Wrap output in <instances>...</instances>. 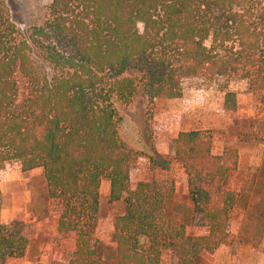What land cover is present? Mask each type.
Here are the masks:
<instances>
[{
  "label": "trees",
  "instance_id": "obj_1",
  "mask_svg": "<svg viewBox=\"0 0 264 264\" xmlns=\"http://www.w3.org/2000/svg\"><path fill=\"white\" fill-rule=\"evenodd\" d=\"M216 78L246 81L264 104L262 0H51L41 24L28 28L0 0V172L10 164L42 170L60 210L57 232L74 241L66 264H102L94 239L102 180L110 201L124 203L113 222L115 264H161L164 252L171 264H194L229 242L236 152L213 155L204 130L172 140L192 223L206 230L189 235L167 218L171 183L130 189L136 154L118 131L142 88L152 103ZM233 101L227 94L226 105ZM253 126V138L264 141V118ZM29 240L26 225L0 220V263L23 255Z\"/></svg>",
  "mask_w": 264,
  "mask_h": 264
},
{
  "label": "rangeland",
  "instance_id": "obj_2",
  "mask_svg": "<svg viewBox=\"0 0 264 264\" xmlns=\"http://www.w3.org/2000/svg\"><path fill=\"white\" fill-rule=\"evenodd\" d=\"M12 20L21 28L41 24L51 0H3ZM263 4H264V0ZM128 75L138 76L135 70ZM234 101L226 105V95ZM263 93L251 91L240 79L194 80L178 98L150 102L144 88L123 109L119 136L136 155L131 162L130 189L141 181H166L173 186L166 215L173 225H184L189 235L206 230L192 223V204L183 167L173 159L170 146L180 132L204 130L212 139V154L232 149L238 156L228 187L238 195L230 215V240L194 264H264V141L253 138V122L264 118ZM100 209L94 239L102 264H115L111 236L115 217L124 212L122 201L109 199V182L99 188ZM0 220L24 224L30 232L26 251L0 264H66L74 241L57 232L59 206L48 198L41 169L24 172L16 164L0 172ZM164 252L161 264H171Z\"/></svg>",
  "mask_w": 264,
  "mask_h": 264
}]
</instances>
